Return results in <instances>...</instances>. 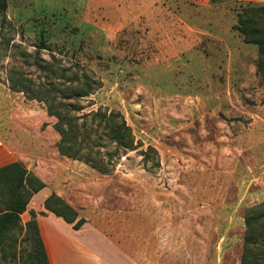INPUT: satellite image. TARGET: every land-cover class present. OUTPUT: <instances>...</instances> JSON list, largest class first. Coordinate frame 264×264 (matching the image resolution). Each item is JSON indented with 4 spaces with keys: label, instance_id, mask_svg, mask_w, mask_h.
<instances>
[{
    "label": "rangeland",
    "instance_id": "obj_1",
    "mask_svg": "<svg viewBox=\"0 0 264 264\" xmlns=\"http://www.w3.org/2000/svg\"><path fill=\"white\" fill-rule=\"evenodd\" d=\"M248 4L264 0H0V168L45 185L23 224L54 197L136 264H241L246 216L264 203ZM111 113L130 149L107 137ZM56 114L100 169L61 153ZM0 264L20 263L0 250Z\"/></svg>",
    "mask_w": 264,
    "mask_h": 264
},
{
    "label": "trees",
    "instance_id": "obj_2",
    "mask_svg": "<svg viewBox=\"0 0 264 264\" xmlns=\"http://www.w3.org/2000/svg\"><path fill=\"white\" fill-rule=\"evenodd\" d=\"M214 2L218 0H213ZM6 5H3V10ZM256 18V19H255ZM246 40L258 45L261 60L259 68L264 79V5L248 4L241 16V27ZM79 95V87L70 90ZM51 112L54 110L52 108ZM54 113V112H53ZM59 122L57 129L62 139L59 145L62 154L76 159H84L95 168L102 167L100 161L93 162L97 157L92 152L83 154L81 148H71V138L78 139L76 125L65 114H56ZM99 116L100 113L94 114ZM106 125V135L117 143L118 147L130 149L133 145L131 131L120 113L103 116ZM121 119V121H118ZM101 126V125H100ZM45 185L31 174L20 163H13L0 168V250L3 261H17L20 264H50L45 244L41 235L38 215L30 213V220L23 224L22 215L28 211L33 197ZM48 212L62 218L69 224H74L75 230H80L85 224L84 219L77 221L74 210L54 197L45 201ZM45 215L44 212L41 213ZM245 249L241 264H264V203L254 207L246 216Z\"/></svg>",
    "mask_w": 264,
    "mask_h": 264
},
{
    "label": "crops",
    "instance_id": "obj_3",
    "mask_svg": "<svg viewBox=\"0 0 264 264\" xmlns=\"http://www.w3.org/2000/svg\"><path fill=\"white\" fill-rule=\"evenodd\" d=\"M0 152L7 153L1 144ZM36 213L50 264H136L89 225L75 230L74 224L51 212L47 216Z\"/></svg>",
    "mask_w": 264,
    "mask_h": 264
}]
</instances>
